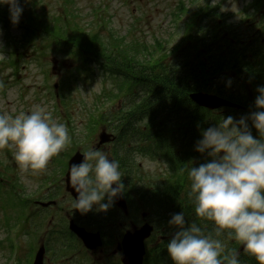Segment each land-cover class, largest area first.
Segmentation results:
<instances>
[{"label":"rangeland","instance_id":"obj_1","mask_svg":"<svg viewBox=\"0 0 264 264\" xmlns=\"http://www.w3.org/2000/svg\"><path fill=\"white\" fill-rule=\"evenodd\" d=\"M103 0H77L79 6L88 7L89 3H100ZM178 0H132L129 8H124L121 3V0H109V10L112 12L114 16V24L113 28L118 30L119 32H124L123 28H128L130 21L133 18L143 19L144 20V29L140 33L144 39H151L155 36H166L168 31V15L172 6L177 4ZM220 0H214V2H218ZM249 0H226V3L223 4V12H236L240 9V7ZM52 4L56 3V0H51ZM4 43L3 34L0 28V48ZM240 59V58H239ZM246 63L244 69L246 72H251L253 70V62L244 60ZM33 66V64H31ZM23 86L28 87V95L24 100V104L20 103L18 100V90L20 86L14 87L13 90L8 91L7 97L0 98V109H3L8 112H20V111H29L35 108L36 110H40V106L46 107L44 104L40 102H36L33 100V92L32 86L34 82L40 79V75L36 73L35 69L32 68L30 70H26L23 73ZM40 81V80H39ZM227 83L234 84L236 87L238 86L241 90V93L246 95L249 94L250 86L246 79H236L235 77ZM89 95L83 96L84 98ZM46 102V101H44ZM10 103V104H9ZM12 104V105H11ZM51 101L49 102V105ZM40 105V106H39ZM75 110L79 112V108L75 105ZM37 117V115H35ZM37 119V118H36ZM79 120L76 119V123L78 124ZM20 153V152H18ZM21 154V153H20ZM145 165L151 167V164L144 162ZM155 164L152 167H156Z\"/></svg>","mask_w":264,"mask_h":264},{"label":"trees","instance_id":"obj_2","mask_svg":"<svg viewBox=\"0 0 264 264\" xmlns=\"http://www.w3.org/2000/svg\"><path fill=\"white\" fill-rule=\"evenodd\" d=\"M169 87H170V84H169ZM174 87H175V84H174ZM220 93V91H218ZM260 174H263L262 172Z\"/></svg>","mask_w":264,"mask_h":264}]
</instances>
